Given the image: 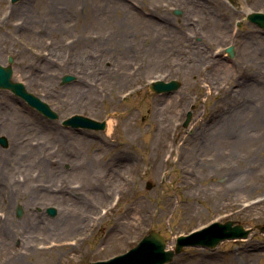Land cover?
Masks as SVG:
<instances>
[{
	"label": "rangeland",
	"instance_id": "obj_1",
	"mask_svg": "<svg viewBox=\"0 0 264 264\" xmlns=\"http://www.w3.org/2000/svg\"><path fill=\"white\" fill-rule=\"evenodd\" d=\"M250 12L264 0H0V65L11 57L12 80L59 117L0 89V264L108 260L153 230L172 249L228 220L252 232L167 264H264V127L234 144L212 136L237 106L264 121V29ZM156 80L180 87L155 94ZM74 114L113 127L61 125Z\"/></svg>",
	"mask_w": 264,
	"mask_h": 264
},
{
	"label": "water",
	"instance_id": "obj_2",
	"mask_svg": "<svg viewBox=\"0 0 264 264\" xmlns=\"http://www.w3.org/2000/svg\"><path fill=\"white\" fill-rule=\"evenodd\" d=\"M18 0H11L12 3ZM232 2V0H230ZM174 14H180L179 10H174ZM246 20L264 29V13L251 12L246 16ZM229 57L233 56V49L228 46L225 49ZM12 58L9 57L7 65H0V89L9 90L15 96L25 101L31 108H34L39 114L49 120L58 119V115L46 103L41 101L33 94L27 92L21 82L11 80L12 76ZM72 79L71 76L65 75L62 77V83H66ZM180 87V83L176 80L168 82L156 80L152 81L148 88L150 92L155 94H165L176 91ZM193 107H191V110ZM186 113L183 126L186 127L191 119L192 112ZM62 126L73 129H86L94 131H103L106 128V121H97L92 118L71 115L61 121ZM0 146L6 148L8 146L7 139L0 136ZM152 187L151 182H146V189ZM46 213L53 217L56 215L54 207H48ZM22 216L21 206L16 207V218ZM260 232H264V224L256 227ZM251 232L250 229H244L240 224H234L233 221L213 222L199 230L193 231L187 235H180L175 240V245L172 250L166 249L164 238L156 231H150L137 243V245L126 253L115 256L106 261H98L88 264H166L175 255L181 253L184 247H201L214 248L221 241L228 239L246 238Z\"/></svg>",
	"mask_w": 264,
	"mask_h": 264
},
{
	"label": "bare ground",
	"instance_id": "obj_3",
	"mask_svg": "<svg viewBox=\"0 0 264 264\" xmlns=\"http://www.w3.org/2000/svg\"><path fill=\"white\" fill-rule=\"evenodd\" d=\"M84 0H62L66 5L75 6L80 5ZM49 4L54 5L55 2L51 1ZM22 4L18 6L19 9H21ZM252 88H255V86H251ZM244 122V123H243ZM107 130H110L113 127L112 121L109 119L106 122ZM160 126V125H159ZM163 126V132L167 134L168 131L166 125ZM257 126L264 127V121L261 122L257 114L255 113L254 106L253 105H244V106H237L235 108L234 116L230 119L226 120L225 123L221 122L217 126L215 132L212 134L213 138L216 139V142L219 144H223L226 142L228 144L229 142L231 144L237 143L240 140L244 139L248 136H255L260 134L261 132L255 131L253 128H257ZM258 128V129H259ZM163 144L165 145V148L168 150L171 145L166 144L165 139L166 135L161 136ZM25 140L26 147H31L32 144L30 142H27ZM168 143V142H167ZM163 145V146H164ZM216 156L220 157L221 154H219V150H217V147L214 149ZM223 151V150H222ZM234 261L231 259L227 264H233ZM235 264V263H234Z\"/></svg>",
	"mask_w": 264,
	"mask_h": 264
}]
</instances>
